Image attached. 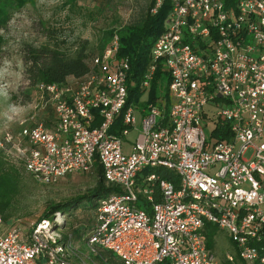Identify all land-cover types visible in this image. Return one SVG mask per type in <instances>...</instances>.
Listing matches in <instances>:
<instances>
[{
    "label": "built area",
    "instance_id": "built-area-1",
    "mask_svg": "<svg viewBox=\"0 0 264 264\" xmlns=\"http://www.w3.org/2000/svg\"><path fill=\"white\" fill-rule=\"evenodd\" d=\"M152 1L151 13L169 6L141 86L146 94L159 62L169 77L166 99L126 105L130 64L116 56L114 33L92 57L95 69L36 84L53 104L54 121L22 124L16 137L0 136V149L27 140L23 166L44 183L88 172L98 158L117 189L98 201L86 244L110 250L121 264H226L235 255L236 264H264V0L229 7ZM120 114L122 126L111 130ZM154 167L177 181L145 171ZM207 224L226 232L233 254L215 258ZM71 251L50 219L24 235L0 212V264H39L41 256L45 264H71Z\"/></svg>",
    "mask_w": 264,
    "mask_h": 264
},
{
    "label": "rangeland",
    "instance_id": "rangeland-1",
    "mask_svg": "<svg viewBox=\"0 0 264 264\" xmlns=\"http://www.w3.org/2000/svg\"><path fill=\"white\" fill-rule=\"evenodd\" d=\"M149 1L76 0L70 4L66 0H34L10 10L8 21L0 26L3 37L0 52V136L9 133L16 137L22 124L37 121L49 123L54 118L52 102L36 87L29 85L27 63L23 58L25 46L47 41L59 42L62 48L72 53L81 41L86 40L89 48L97 53L103 31L138 20L145 14ZM73 77L70 75L67 79L71 80ZM145 98L146 94L142 96V99ZM134 135L135 132H130L124 136V140L128 141ZM28 148L27 140L19 141L15 138L7 144L6 151H3L5 158L21 172L19 190L12 204L13 213L6 224L18 226L24 235L50 204L87 194L97 179L93 168L88 172L66 174L55 182H41L23 166L22 158L27 154ZM129 148V145L125 147L126 150ZM138 205L144 207L142 199H139ZM70 212L69 215L62 212L53 215L61 222L53 230L65 240H70L71 263L74 264L77 260L79 264H104L95 257L97 248L96 251L92 250L86 244V233L91 229L95 216L92 200L83 199L79 207ZM212 250L218 260H223L226 252L234 253L233 243L220 228L213 229ZM109 260L110 264H121L116 257Z\"/></svg>",
    "mask_w": 264,
    "mask_h": 264
},
{
    "label": "trees",
    "instance_id": "trees-1",
    "mask_svg": "<svg viewBox=\"0 0 264 264\" xmlns=\"http://www.w3.org/2000/svg\"><path fill=\"white\" fill-rule=\"evenodd\" d=\"M34 0H0V26H4L9 19L10 10L17 9L27 3H32ZM76 0H66L68 3H74ZM226 7L233 6L237 0H221ZM153 1L150 0L147 5L145 14L138 20L128 22L120 25L118 28L105 29L99 38L98 52L89 48L87 41H81L72 53L67 52L59 42H43L38 45H27L23 50V58L27 63L26 73L30 86L36 87L38 82L52 83L61 82L67 79L68 76L80 77L88 73L95 66L91 65V59L95 54L101 53L110 43L111 37L117 33L119 38V46L116 51L118 58L126 57L129 61L130 67L127 72L126 86L128 97L126 105L130 102L145 104L146 102H153L157 97L166 99V86L168 82V73L158 62L154 69V74L150 80L149 88L146 91V101L141 100L145 89L141 86V80L147 69L150 61V49L154 38L163 29V21L168 9V3L163 4L157 9L155 13H151L150 9ZM3 37L0 34V52L2 50ZM126 105L124 107H126ZM96 111V109H95ZM54 114V113H53ZM95 123L99 122V115L95 112ZM55 118V114H54ZM53 118V119H54ZM52 119V120H53ZM122 126L121 114L116 118L114 126L111 130H116ZM95 169L97 179L95 185L88 191L87 194H79L68 199L54 202L50 204L38 216L36 222L42 218H48L51 221L52 228L61 225L53 216L56 212L69 215L71 209L79 207L83 199L90 198L92 206L96 210L98 201L105 197L109 192L116 190L115 185H109L104 179L103 169L98 158H94L92 169ZM146 172L156 171L161 176L171 178L174 182L177 178L173 173L162 167L145 168ZM21 181L20 169L9 162L4 155L3 150L0 149V212L3 215L4 222L12 215V204L14 196L18 193ZM148 204L147 202L144 203ZM147 207V206H146ZM66 219V217H64ZM94 223L91 226L92 230ZM213 227L211 224L206 225V245L212 247ZM88 232V233H89ZM86 233V235L88 234ZM62 239H66L62 237ZM264 244V242H263ZM264 251V249H263ZM112 252L99 253V259L104 264H110L114 254ZM236 262L226 264H236L237 257L234 256ZM158 264H169L167 259L161 260Z\"/></svg>",
    "mask_w": 264,
    "mask_h": 264
},
{
    "label": "crops",
    "instance_id": "crops-1",
    "mask_svg": "<svg viewBox=\"0 0 264 264\" xmlns=\"http://www.w3.org/2000/svg\"><path fill=\"white\" fill-rule=\"evenodd\" d=\"M52 121H54V119L53 120H51V121H49V122H52ZM103 252V253H108V252H111L110 250H108V249H106V248H102V247H97V254H96V256L95 257H97L98 259H99V253L100 252ZM112 254V253H111ZM71 256V255H70ZM115 256V255H114ZM72 258H73V256H72ZM44 259H45V257L44 256H41L40 257V259H39V264H45L44 263ZM76 259V258H75ZM100 260V259H99ZM71 262V261H70ZM74 262V261H73ZM71 264H73V263H71ZM74 264H79V262L77 261V260H75V262H74Z\"/></svg>",
    "mask_w": 264,
    "mask_h": 264
}]
</instances>
